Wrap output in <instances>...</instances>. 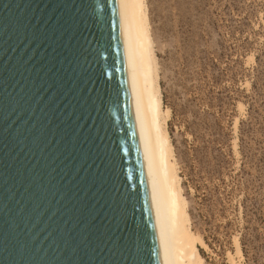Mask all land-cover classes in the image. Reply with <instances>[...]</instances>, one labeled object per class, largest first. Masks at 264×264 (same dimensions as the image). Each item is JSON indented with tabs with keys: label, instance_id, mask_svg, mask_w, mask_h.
Returning <instances> with one entry per match:
<instances>
[{
	"label": "water",
	"instance_id": "obj_1",
	"mask_svg": "<svg viewBox=\"0 0 264 264\" xmlns=\"http://www.w3.org/2000/svg\"><path fill=\"white\" fill-rule=\"evenodd\" d=\"M0 264H166L117 0H0Z\"/></svg>",
	"mask_w": 264,
	"mask_h": 264
},
{
	"label": "rangeland",
	"instance_id": "obj_2",
	"mask_svg": "<svg viewBox=\"0 0 264 264\" xmlns=\"http://www.w3.org/2000/svg\"><path fill=\"white\" fill-rule=\"evenodd\" d=\"M147 7L192 229L208 245L200 248L205 264H230L229 253L234 264H264V0Z\"/></svg>",
	"mask_w": 264,
	"mask_h": 264
},
{
	"label": "bare ground",
	"instance_id": "obj_3",
	"mask_svg": "<svg viewBox=\"0 0 264 264\" xmlns=\"http://www.w3.org/2000/svg\"><path fill=\"white\" fill-rule=\"evenodd\" d=\"M117 1L132 106L156 201L162 256L166 264H205L200 248L206 250L208 245L192 229L168 128L172 112L163 102L147 0ZM234 246L236 254L242 256L239 237H235ZM228 259L234 264L231 253Z\"/></svg>",
	"mask_w": 264,
	"mask_h": 264
}]
</instances>
